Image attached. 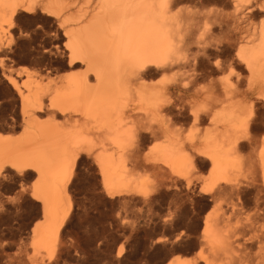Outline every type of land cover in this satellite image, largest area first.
<instances>
[{
  "label": "bare ground",
  "instance_id": "1",
  "mask_svg": "<svg viewBox=\"0 0 264 264\" xmlns=\"http://www.w3.org/2000/svg\"><path fill=\"white\" fill-rule=\"evenodd\" d=\"M80 1L0 0V44L19 15L39 9L63 32L69 65L78 62L86 68L52 97V115L71 112L84 122L64 129L38 124L45 91L41 84L31 82L23 92L7 76L18 91L25 129L21 138L0 134V173L10 167L33 170L38 177L32 197L42 204V220L32 229L34 251L58 248L70 212L67 184L77 158L96 150L102 183L111 196L149 197L147 180L134 174L139 167L168 169L172 181L184 179L189 187V175L199 164H209L213 183L202 194L229 202L235 214L242 212L245 197L254 195L253 214L241 232L253 234L250 243L261 251L254 264H264V139L252 137L258 130L256 109L264 108V24L257 34L242 27L255 9L264 11V1L96 0L93 8L69 14ZM188 1L196 6L219 2L223 8L185 12L180 7ZM215 29L223 32V41L212 39ZM228 48L235 53L206 66L211 53L225 54ZM24 72L31 78L30 70ZM155 77L162 78L153 82ZM183 115L192 125L187 133L174 128ZM148 132L167 139L155 147V158L141 153L140 142ZM242 171L253 175L251 188L228 178ZM219 212L203 220V241L213 256L209 264L219 256L233 264L239 255ZM37 257L27 253V264H45ZM245 258L238 263L253 264ZM171 264L196 261L178 257Z\"/></svg>",
  "mask_w": 264,
  "mask_h": 264
},
{
  "label": "rangeland",
  "instance_id": "2",
  "mask_svg": "<svg viewBox=\"0 0 264 264\" xmlns=\"http://www.w3.org/2000/svg\"><path fill=\"white\" fill-rule=\"evenodd\" d=\"M85 1L76 4L78 7L69 14L74 16L77 8L76 15H79L78 12L93 8L98 0H92L89 5ZM79 7L82 11H78ZM180 8L185 12L205 14L209 9L218 11L223 7L219 2L196 6L188 1ZM34 13L19 15L0 44V134H14V138L23 136L25 124L18 91L8 77L23 92L31 82H38L44 88L43 109L37 114L38 124L63 129L84 124L71 112L51 114L53 95L64 89L67 80L83 76L86 68L78 62L69 65L67 40L56 21L39 9ZM251 14L242 27L245 32L257 34L264 24V11L255 9ZM212 39L223 41V32L215 29ZM215 53L205 60L208 68L213 67L217 59L223 61L229 54L233 55L235 50L228 48L225 54L218 56ZM24 70L32 72L31 78ZM227 74L228 71H224L222 76ZM161 78L155 77L152 81ZM257 109L258 122L255 124L258 130L252 133V137L260 140L264 139V108ZM174 128L187 133L192 125L183 115L174 123ZM166 141L163 134L148 132L140 142L141 153L156 156L155 147ZM109 149L113 151L111 147ZM95 151L81 153L77 158L67 184L70 212L62 225L60 243L54 252L37 253L32 247V229L42 220V204L32 197L38 181L36 173L33 170L17 172L10 167L0 173V264H27V253L28 256H38L45 264H171L178 257L196 261V264H209L213 256L203 241V220L218 211L220 223L226 221L222 227L229 231L234 252L239 255L233 264L241 263L245 257L250 263L257 262L261 251L255 243H250L253 234L241 232L254 211L253 194L245 197L242 212L233 214L229 202L218 203L211 195L202 194L201 189L211 186L213 181L210 165L199 164L197 171L189 175L192 180L189 187L184 179L177 183L172 181L168 169L154 171L139 167L134 174L138 173L147 180L149 197L111 196L104 189ZM248 151L246 148L245 156ZM228 178L247 189L253 175L242 171L230 174ZM218 205L222 206L218 208ZM214 261L215 264H226L221 256Z\"/></svg>",
  "mask_w": 264,
  "mask_h": 264
}]
</instances>
